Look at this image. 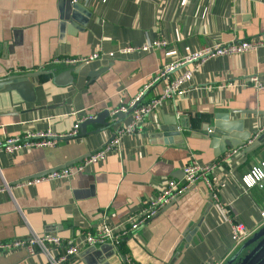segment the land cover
I'll use <instances>...</instances> for the list:
<instances>
[{"label": "crops", "instance_id": "obj_1", "mask_svg": "<svg viewBox=\"0 0 264 264\" xmlns=\"http://www.w3.org/2000/svg\"><path fill=\"white\" fill-rule=\"evenodd\" d=\"M75 1L66 19V0H0V79L82 66L73 84H56L52 75L33 79L34 102L16 90L0 91V139L36 130L68 134L84 114L111 113L122 102H131L167 62L208 46L264 37V0ZM160 39L168 45L147 53L48 65L57 57L117 52ZM103 67L107 69L99 75L89 76ZM254 75L264 81V46L203 60L183 96L165 101L105 159L66 180L27 182L96 152L117 128L132 121V113L109 127L91 123L85 136L63 137L55 147H36L11 158L1 153L0 186L7 182L12 189L0 193V242L28 238L32 229L60 236L63 246L57 253L64 254L80 233L95 231L103 221L119 225L139 212L170 178L182 179L191 160L223 159L231 147L222 152L220 134L214 135L220 141L213 146L208 125L229 126L237 141L264 136V92L247 85ZM161 89L156 83L144 101ZM174 116L180 136L161 130ZM248 143L208 175L217 185L214 191L200 179L119 244L82 246L63 264H127V259L134 264H230L245 243L234 246L232 223L245 224L252 235L264 228V181L249 188L242 179L264 161V145L245 159ZM47 261L46 254L31 255L23 248L0 252V264Z\"/></svg>", "mask_w": 264, "mask_h": 264}, {"label": "built area", "instance_id": "obj_2", "mask_svg": "<svg viewBox=\"0 0 264 264\" xmlns=\"http://www.w3.org/2000/svg\"><path fill=\"white\" fill-rule=\"evenodd\" d=\"M168 42L165 39L155 40L148 44L142 45H127L119 51H96L87 57H57L48 62V65L56 64H83L92 60L111 61L117 56H124L131 53H147L156 48L166 47ZM264 46V37L256 36L243 41H232L221 43L214 47H205L199 51L191 52L183 55L179 59L172 60L162 65L157 72L152 76L147 86L136 98L129 103L122 102L118 108L114 109L110 115L111 119L115 120L119 112H131L133 119L130 123L117 128L113 137L99 150L92 153L83 161L71 164L65 168L47 173L27 180L28 184H36L42 181H60L74 177L77 173L84 171L86 166L95 164L103 159L118 145L121 144L122 137L127 134H135L144 125L146 116L153 110L163 106V103L169 99L183 96L189 89L195 71L203 60L211 57L223 55L241 54L248 51L257 50ZM156 83L162 85V89L156 97L152 98L147 103H141L142 96ZM246 83L244 84V86ZM249 86L256 90L264 92V81L254 75L249 78ZM96 115L84 114L74 124L73 130L64 135H58L51 130H36L27 131L23 134L6 135L0 139V154L5 153L10 158L29 151L36 147H55L59 139L63 137H75L79 134L81 124ZM241 148H232L226 153V156L221 160H214L208 163H200L197 160H191L183 167L184 176L178 180L170 178L166 188L158 192L145 203L136 214L130 215L124 222L119 225H111L107 221H103L95 231H85L80 233L74 241L66 246L64 254H59L57 251L63 246V239L55 234L43 233L40 234L31 229V235L28 238L0 242V252H8L17 249H25L29 254L42 252L48 257L45 264H63L66 260L75 257L81 250L82 246H99L105 243L119 244L124 236L135 234L140 228L145 226L158 212L169 202L183 195L192 185L196 184L200 179H204L208 188L211 191L216 189V184L209 178V174L213 172L221 162H227L235 157ZM243 182L247 187H253L261 184L264 181V161L260 166H255L250 173L243 176ZM12 186L5 182L0 186V193L10 192ZM261 217L264 222V208L261 210ZM253 231L241 222L232 223L231 237L234 246L246 242L253 235ZM127 264H134L130 259H127ZM205 264H220L218 262L208 261Z\"/></svg>", "mask_w": 264, "mask_h": 264}, {"label": "water", "instance_id": "obj_3", "mask_svg": "<svg viewBox=\"0 0 264 264\" xmlns=\"http://www.w3.org/2000/svg\"><path fill=\"white\" fill-rule=\"evenodd\" d=\"M66 1L68 3L67 5H65V7H67V10L66 12L63 11V18L70 19V13H71L70 8H72V6H75L77 2L75 0H66ZM81 69H82V66H78V67H70L67 69H63L60 72H58V69L55 68V69H49V70L29 71V72H25V73L18 74V75H10L6 78L0 79V91L8 90V89L16 90L23 99L29 102H34L37 99V94H36L35 84L33 82V79L40 77V76H44V75H52L54 82L56 84H64V85L73 84L76 79L75 74H79ZM106 69L107 67H103L94 72H90L89 76L93 78L99 75L100 73H102L103 71H105ZM145 94L142 96L141 99L145 97ZM133 109L134 107H132L129 110V112L126 114L131 113ZM123 115L125 114L119 112L116 116V119L113 120V122H111V120H109V118L111 119L110 110L105 109L101 111L99 114H97L95 118H91V119L84 121L80 126V133L77 136H80V137L85 136L88 133L87 127L91 123H99V124L109 127V126H113L117 124ZM165 122L166 124H170V125H166V124L161 125V130L163 131V133L165 134L167 133V135L168 133H173V136L182 135L179 129V124H178V120L176 116H174L171 119H166ZM207 129L209 131L210 136L212 137V145L220 141V138L214 135H218V134L223 135L222 136L223 138H221L222 140L221 145L222 147H224L222 149V152H226L229 147H231V149L237 148L239 145H245L247 142H249L243 151V155L245 156V159H248L253 154V152H255L258 148L264 145L263 135L257 138H254V135L252 136L250 135V136H247L246 138H242L241 139L242 141L234 140L232 129L229 126H222L221 124L217 122L213 126L208 125ZM179 143L180 144L184 143V140L182 139V137L180 138ZM90 155L84 156L75 162L65 164L62 167L55 168L51 170L50 172L65 168L66 166H69L76 162H81L85 158L89 157ZM96 247L97 246H92L90 248H96ZM116 248L118 249V247ZM263 259H264V228H262L259 232H257L255 235H253L251 238H249L244 243V245L241 247V249L237 253V256L235 257V259L231 260L232 262L230 264H235V263L236 264H258Z\"/></svg>", "mask_w": 264, "mask_h": 264}, {"label": "trees", "instance_id": "obj_4", "mask_svg": "<svg viewBox=\"0 0 264 264\" xmlns=\"http://www.w3.org/2000/svg\"><path fill=\"white\" fill-rule=\"evenodd\" d=\"M150 100H148V101H144V98L142 99V101H141V103H147V102H149Z\"/></svg>", "mask_w": 264, "mask_h": 264}]
</instances>
